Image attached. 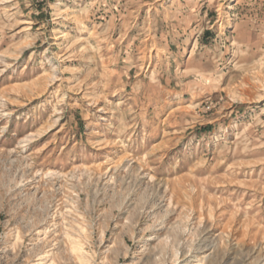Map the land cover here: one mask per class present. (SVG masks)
Returning <instances> with one entry per match:
<instances>
[{
    "label": "rangeland",
    "instance_id": "obj_1",
    "mask_svg": "<svg viewBox=\"0 0 264 264\" xmlns=\"http://www.w3.org/2000/svg\"><path fill=\"white\" fill-rule=\"evenodd\" d=\"M0 264H264V0H0Z\"/></svg>",
    "mask_w": 264,
    "mask_h": 264
}]
</instances>
